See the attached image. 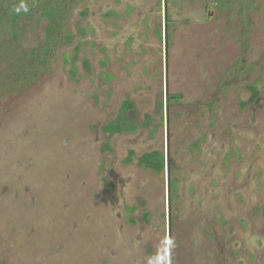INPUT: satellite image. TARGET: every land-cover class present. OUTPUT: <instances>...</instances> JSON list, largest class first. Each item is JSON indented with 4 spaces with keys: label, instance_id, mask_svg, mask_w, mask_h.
<instances>
[{
    "label": "rangeland",
    "instance_id": "1",
    "mask_svg": "<svg viewBox=\"0 0 264 264\" xmlns=\"http://www.w3.org/2000/svg\"><path fill=\"white\" fill-rule=\"evenodd\" d=\"M65 7L34 78L15 59L43 52L46 18L0 54V264H264V0ZM77 45L92 72L73 78ZM126 99L159 127L105 134Z\"/></svg>",
    "mask_w": 264,
    "mask_h": 264
},
{
    "label": "trees",
    "instance_id": "2",
    "mask_svg": "<svg viewBox=\"0 0 264 264\" xmlns=\"http://www.w3.org/2000/svg\"><path fill=\"white\" fill-rule=\"evenodd\" d=\"M27 11H24V7ZM65 0H0V54L7 53V47L13 42L17 43L21 38V22L24 19L40 16L47 19L45 34L47 43L43 47V52L32 51L30 54L26 52L18 55L15 62V70L12 77L15 80H29L34 78L41 69L47 65V57L51 55L52 50L57 45L58 39L63 35L62 22L65 15ZM19 9V11H17ZM72 39V33L67 32L64 35L65 41ZM80 45L75 47V54L71 57L67 53L64 58L67 63H71V75L76 77L79 75V67L77 62L81 60L83 67L87 73L92 72V63L88 58H81L79 55ZM6 48V49H5ZM7 50V51H6ZM112 76L107 75V80ZM251 97L243 104L248 105L256 102L260 95V90L256 84L250 85ZM173 96H169L171 99ZM135 102L131 99H126L121 104L119 113L116 118L112 119L107 125L102 127V131L108 134L109 137L116 134H130L139 131L142 127L154 126V132L159 125L154 124V119L151 115H147L143 123H140L133 115L135 110ZM106 147L110 148V143L107 141ZM134 152H130L131 161ZM138 164L146 169H150L156 174L165 171L168 165V158L164 152L160 150H152L144 153L138 159ZM172 188L176 192L177 186L172 183ZM133 208H129L132 210ZM148 214V213H147Z\"/></svg>",
    "mask_w": 264,
    "mask_h": 264
},
{
    "label": "clouds",
    "instance_id": "3",
    "mask_svg": "<svg viewBox=\"0 0 264 264\" xmlns=\"http://www.w3.org/2000/svg\"><path fill=\"white\" fill-rule=\"evenodd\" d=\"M17 11H19V9H17ZM24 11H27V7L26 6L24 7ZM153 264H156L155 259H153Z\"/></svg>",
    "mask_w": 264,
    "mask_h": 264
}]
</instances>
